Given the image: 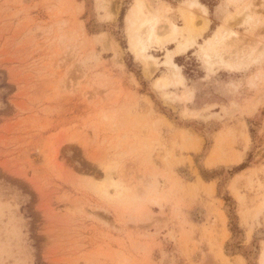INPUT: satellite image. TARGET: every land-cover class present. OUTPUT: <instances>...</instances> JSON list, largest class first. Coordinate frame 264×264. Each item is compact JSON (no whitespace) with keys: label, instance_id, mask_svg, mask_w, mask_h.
<instances>
[{"label":"rangeland","instance_id":"obj_1","mask_svg":"<svg viewBox=\"0 0 264 264\" xmlns=\"http://www.w3.org/2000/svg\"><path fill=\"white\" fill-rule=\"evenodd\" d=\"M186 1L145 76L132 0H0V264H264V0Z\"/></svg>","mask_w":264,"mask_h":264},{"label":"bare ground","instance_id":"obj_2","mask_svg":"<svg viewBox=\"0 0 264 264\" xmlns=\"http://www.w3.org/2000/svg\"><path fill=\"white\" fill-rule=\"evenodd\" d=\"M186 3L189 8L196 9L202 14L200 18L203 21V27L199 31L201 32L208 22V18L206 17L205 5L200 3L198 0H187ZM143 8H144V0H134V2L131 4L126 14V24H127L126 29L128 31V43H129L128 50L130 53L133 54L135 59H138V58L143 59L144 74L150 75L151 74L150 64L155 65L156 58L150 53H147L146 50L148 48V44L152 42V39H153V35L155 32V26L153 25L154 23L152 21H156V19L154 18L156 17V15L152 14L153 17L145 16L144 18L141 19V21H138L139 18L141 17V14H143V11H144ZM167 10H169V8H167ZM166 23L171 26V29H172L171 34H175L177 30V25L171 21H166ZM188 25L189 24H186L187 27ZM144 31L147 32L148 34V37L146 38V40L143 39L142 37V33H144ZM229 33H233V32L231 30H229L228 32L225 31L223 32L224 34L223 36H226ZM214 40H215V43H219L221 41V38L218 36H215ZM192 41L193 40L187 39L185 42L180 43V45L177 48V52H181V53L185 52L188 47V42H192ZM117 49H119L118 46H117ZM212 57L218 58L219 61L223 64H226V65L230 64V62H227V60L224 59L221 52L219 53L216 52L215 55L212 54V52L211 53L208 52L206 54V62L208 63L209 66H211L213 63ZM233 61L230 65L241 64L243 63V58H239V60L234 61V62ZM165 62L171 65V67L173 68L172 78L171 80H169L167 77H164V76L158 78L156 80L155 87L163 88L167 86L168 83L183 84L184 76L179 73V66L175 62H172L170 57H168V59Z\"/></svg>","mask_w":264,"mask_h":264},{"label":"crops","instance_id":"obj_3","mask_svg":"<svg viewBox=\"0 0 264 264\" xmlns=\"http://www.w3.org/2000/svg\"><path fill=\"white\" fill-rule=\"evenodd\" d=\"M134 2V0H132V3ZM131 3V4H132ZM145 5V4H144ZM167 8H169V7H167ZM166 8V9H167ZM170 9V8H169ZM202 21V20H201ZM210 23H211V20H209V22H207V24H206V26L203 28V30L204 31H202V32H205V31H207L208 29H209V27H210ZM203 25V21L201 22V25L199 26V27H201ZM198 27V28H199ZM202 32H201V34H202ZM200 34V35H201ZM200 35H198L197 37H199ZM196 37V38H197ZM195 38V39H196ZM196 41V40H195ZM177 43L175 44V46L174 47H172V48H170L169 50H174V49H176L177 48ZM190 47H193V46H190ZM190 47H188L187 48V50L190 48ZM168 50V49H167ZM186 50V51H187ZM148 53V52H147ZM177 54H180L179 52H174L173 53V55H171L170 56V58H171V60H172V62H175L174 61V59H173V57L174 56H176ZM152 55V54H151ZM154 56V55H153ZM164 56H165V58H166V54H163V55H161V57H160V62H163V61H165V60H163V58H164ZM155 57V56H154ZM156 58V57H155ZM138 60H140L142 63H143V71H144V61H143V59H141V58H138ZM158 63V62H157ZM157 63L155 64V65H152V64H150V66H151V74H152V69L153 68H155L156 66H157ZM163 64H165V63H163ZM167 65L168 64H166L165 66L164 65H160L159 66V69L158 70H160V71H162L160 74H158L156 77H154V79H153V82L151 83V86H154L155 87V83H156V80L158 79V78H160V77H167L169 80H171V78H172V73H173V69H172V67L170 66V65H168V66H170L171 68L169 69L168 67H167ZM178 65V64H177ZM164 67H165V70H164ZM144 73V72H143ZM179 73H180V71H179ZM150 74V75H151ZM181 74V73H180ZM145 75V74H144ZM182 75V74H181ZM145 76H149V75H145ZM233 81V80H232ZM227 83V82H226ZM172 85H174V87H176V88H178V87H183V86H189V84H188V82L186 81V79H185V77H184V83L183 84H175V83H168L167 84V86H172ZM167 86H165V87H167ZM164 87V88H165ZM173 87V86H172ZM191 88V87H190ZM179 89V88H178ZM183 92H185V93H183ZM178 95H181L182 96V94H185L186 96H188L189 94H191V97L193 98L194 97V95H195V91H193V90H189L187 87H186V89H183V91H181L180 93H177ZM208 106V105H207Z\"/></svg>","mask_w":264,"mask_h":264}]
</instances>
